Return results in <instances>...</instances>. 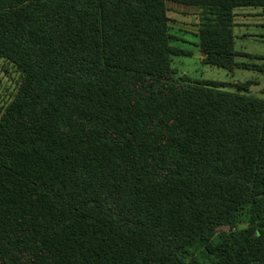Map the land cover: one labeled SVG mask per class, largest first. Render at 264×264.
<instances>
[{
	"label": "trees",
	"instance_id": "obj_1",
	"mask_svg": "<svg viewBox=\"0 0 264 264\" xmlns=\"http://www.w3.org/2000/svg\"><path fill=\"white\" fill-rule=\"evenodd\" d=\"M202 63L237 62L264 0H0V264H264V99L179 76L167 4ZM259 58V57H258ZM262 58V57H260Z\"/></svg>",
	"mask_w": 264,
	"mask_h": 264
},
{
	"label": "rangeland",
	"instance_id": "obj_2",
	"mask_svg": "<svg viewBox=\"0 0 264 264\" xmlns=\"http://www.w3.org/2000/svg\"><path fill=\"white\" fill-rule=\"evenodd\" d=\"M167 7L170 32L175 39L173 45L191 53L189 56L172 58V67L176 69L177 75H186L197 81L220 83L250 81L249 93L264 99V71L241 68L226 71L204 65L196 36L197 10L170 3L167 4ZM234 14L235 49L240 53V56L236 57V61L264 64V8H239L235 10ZM19 77V73L11 64L0 60V110L11 100Z\"/></svg>",
	"mask_w": 264,
	"mask_h": 264
}]
</instances>
